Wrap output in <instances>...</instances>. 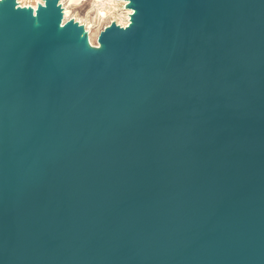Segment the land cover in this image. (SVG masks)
Instances as JSON below:
<instances>
[{"label": "water", "instance_id": "95a60500", "mask_svg": "<svg viewBox=\"0 0 264 264\" xmlns=\"http://www.w3.org/2000/svg\"><path fill=\"white\" fill-rule=\"evenodd\" d=\"M59 1L0 3V264H264V0H124L95 51Z\"/></svg>", "mask_w": 264, "mask_h": 264}, {"label": "bare ground", "instance_id": "6f19581e", "mask_svg": "<svg viewBox=\"0 0 264 264\" xmlns=\"http://www.w3.org/2000/svg\"><path fill=\"white\" fill-rule=\"evenodd\" d=\"M3 1V0H2ZM86 4L87 2H90L92 0H83ZM113 7L111 8H98V5H96L98 2H92L91 7H90V12L89 14L92 16L91 19H95L98 23H106V26L102 29L110 27L112 24L117 25L118 27H128L131 24V17L134 15V11L130 10V3L128 1L124 0H107ZM1 3V2H0ZM91 3V2H90ZM15 4L18 8H23L27 10H32L35 11L36 7L38 5L43 4V0H36L34 5H22L19 0H15ZM118 4H122V10L121 12L117 11L115 6ZM58 6L61 8V15H62V21L61 25H64L70 21L73 23L79 25L83 29V36L86 37V44L89 50H99L101 46L98 43V37L100 32L98 31L96 35L90 34L88 32V25L83 24V22L80 19L74 18L70 11H67L68 7H65L64 0H60L58 2ZM87 7V6H86ZM115 19L114 21H110L109 19ZM102 27V26H101Z\"/></svg>", "mask_w": 264, "mask_h": 264}, {"label": "rangeland", "instance_id": "374dc122", "mask_svg": "<svg viewBox=\"0 0 264 264\" xmlns=\"http://www.w3.org/2000/svg\"><path fill=\"white\" fill-rule=\"evenodd\" d=\"M22 5H34L36 0H19ZM98 2L96 5H98V8H111L113 9L112 5L107 0H92L90 2H87V4L83 0H64L65 7L67 8V11H70L71 15L74 18L80 19L83 24L88 25V32L92 35H96V33L99 31H102L106 23H98L95 19H91L92 16L89 14L90 7L92 2ZM87 6V7H86ZM118 12L122 10V4H118L115 6V8ZM115 19L110 18V21H114ZM102 26V27H101Z\"/></svg>", "mask_w": 264, "mask_h": 264}, {"label": "clouds", "instance_id": "9594fccd", "mask_svg": "<svg viewBox=\"0 0 264 264\" xmlns=\"http://www.w3.org/2000/svg\"><path fill=\"white\" fill-rule=\"evenodd\" d=\"M0 2H2V0H0Z\"/></svg>", "mask_w": 264, "mask_h": 264}]
</instances>
